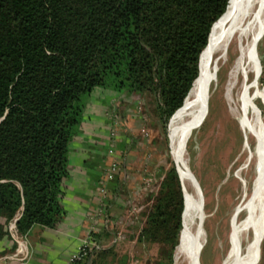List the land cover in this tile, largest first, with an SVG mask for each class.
Masks as SVG:
<instances>
[{
  "label": "trees",
  "instance_id": "trees-1",
  "mask_svg": "<svg viewBox=\"0 0 264 264\" xmlns=\"http://www.w3.org/2000/svg\"><path fill=\"white\" fill-rule=\"evenodd\" d=\"M229 2L0 0V240L15 243L13 222L22 239L33 226L62 222L71 146L94 90L148 92L160 119L173 118ZM123 182L113 185V201ZM151 197L137 242L171 257L185 232L174 165Z\"/></svg>",
  "mask_w": 264,
  "mask_h": 264
},
{
  "label": "rangeland",
  "instance_id": "rangeland-1",
  "mask_svg": "<svg viewBox=\"0 0 264 264\" xmlns=\"http://www.w3.org/2000/svg\"><path fill=\"white\" fill-rule=\"evenodd\" d=\"M259 27L256 57L245 79L246 92L240 95L241 76L232 91L237 113L230 109L225 93L229 69L236 59V54L230 53L228 62L218 75V86L212 91L210 100L201 105L202 109L197 112L195 122H191L189 113L182 133V146L189 173L196 180V183L193 182L190 176L191 190L196 199L195 212L198 219L204 216L206 218L203 223L205 241L194 264H224L230 260L232 232L237 219L236 210L248 199V191L242 200L239 199L242 191L239 173L245 155L254 148L256 141L252 136L245 140L238 117L242 106L241 97L247 106L248 120L257 122L264 119V13L260 18ZM158 102V97L148 92L132 94L125 101L123 117L119 111L117 125L113 121L111 123V127L118 133L121 132L122 126H119V123L122 121L130 128L131 135L126 137L130 141L131 153L128 163L126 162L127 166L122 167L123 173L119 172L124 182L121 195L115 200L124 207L116 209L111 221L112 227L107 228L106 234L113 237L116 243L119 242L127 248L134 247L132 251L135 254L138 252V245L134 240L142 226V213L150 206L151 196L156 194L170 165H174V161L176 166L178 163V158L171 152L172 117L165 123L160 119ZM111 130L110 128L108 132ZM109 155L113 156L111 151ZM253 174L251 169L245 174L246 179L250 181ZM259 201L260 210L263 206L260 219L262 225L264 193ZM243 216L244 213H241L239 217ZM183 220L186 227L185 207ZM183 234L184 227L181 239ZM260 235L261 232L257 235L256 230H250L248 235L242 238L239 248L241 261L247 246L250 245L252 254L246 264H257L259 257L258 264H264V237L257 249ZM145 248L147 263L174 264L175 249L170 257L168 248L163 249L159 244H146ZM141 250H144L143 247Z\"/></svg>",
  "mask_w": 264,
  "mask_h": 264
},
{
  "label": "crops",
  "instance_id": "crops-1",
  "mask_svg": "<svg viewBox=\"0 0 264 264\" xmlns=\"http://www.w3.org/2000/svg\"><path fill=\"white\" fill-rule=\"evenodd\" d=\"M128 98L125 93L107 89H96L90 95L83 121L71 146L70 179L64 190L62 222L54 229L33 226L27 237L22 239L27 248V256L23 259L17 254L18 243L13 237L15 243L0 240V264H69L70 257L90 233L95 236L98 250L92 252L83 264H149L146 261V244L138 243L136 238L138 252L135 254L132 251L134 247L116 243L106 234L107 228L112 227L116 209L120 207L110 197L112 186L117 180H124L119 172L123 173L122 167L127 166L131 153L130 141L126 137L131 132L125 122L119 123L121 132L111 142L108 131L112 121L116 123L119 111L123 117ZM261 237L262 230L258 248L262 243Z\"/></svg>",
  "mask_w": 264,
  "mask_h": 264
},
{
  "label": "bare ground",
  "instance_id": "bare-ground-1",
  "mask_svg": "<svg viewBox=\"0 0 264 264\" xmlns=\"http://www.w3.org/2000/svg\"><path fill=\"white\" fill-rule=\"evenodd\" d=\"M263 13L264 0H230L227 11L217 23L209 46L202 55V71L193 82L181 109L174 114L171 120V152L178 158L177 166L175 161L174 164L183 188L186 222L184 237L174 251V264H194L205 241L203 223L206 218L204 216L198 219L195 212L196 199L191 190V173H189L181 139L188 115L194 107L204 105L210 100L212 91L218 86V75L228 62L230 53L236 54V59L229 69L225 93L230 109L237 113L232 91L238 77L241 76L242 92L240 95L246 92L245 79L256 57L260 18ZM240 103L242 106L239 109L238 121L241 132L245 140L252 136L256 143L254 148L245 155L239 173L242 190L239 199L242 200L247 191L249 194L246 202L236 210L237 219L232 232V255L230 260L224 264H246L252 254V248L250 245L247 246V251L241 261L239 258L241 240L248 235L250 230H256L259 235L262 228L259 200L264 193V119L257 122L253 119L248 120L247 106L241 97ZM251 169L254 174L249 181L245 174H248ZM241 213H244L242 218L239 217ZM263 234L264 228L262 237Z\"/></svg>",
  "mask_w": 264,
  "mask_h": 264
},
{
  "label": "built area",
  "instance_id": "built-area-1",
  "mask_svg": "<svg viewBox=\"0 0 264 264\" xmlns=\"http://www.w3.org/2000/svg\"><path fill=\"white\" fill-rule=\"evenodd\" d=\"M116 125V123H115ZM111 131L109 133V139L114 140L118 136V132L111 127ZM119 206L124 207L123 204H120ZM138 212L140 209L137 210ZM12 237L16 240L18 243V249H17V254L20 255L23 258H26L27 256V248H26V243L25 241L22 240V238L17 236V232L15 229V223L13 222L10 224L9 227ZM98 250V243L95 240V236L93 233H90L79 245L77 248V251L70 257L69 259V264H83L89 256L92 254V252ZM137 264V263H133Z\"/></svg>",
  "mask_w": 264,
  "mask_h": 264
},
{
  "label": "water",
  "instance_id": "water-1",
  "mask_svg": "<svg viewBox=\"0 0 264 264\" xmlns=\"http://www.w3.org/2000/svg\"><path fill=\"white\" fill-rule=\"evenodd\" d=\"M174 165H175V164H174ZM175 170H176V172H177V174H178V171H177L176 166H175ZM190 176H191V178L193 179V181L196 183V180L194 179L193 175L190 174ZM178 177H179V174H178ZM179 180H180V177H179ZM181 187H182V185H181ZM182 193H183V188H182Z\"/></svg>",
  "mask_w": 264,
  "mask_h": 264
}]
</instances>
